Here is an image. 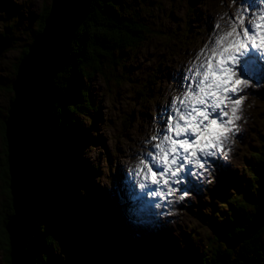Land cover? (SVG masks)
Segmentation results:
<instances>
[{
  "label": "rangeland",
  "instance_id": "374dc122",
  "mask_svg": "<svg viewBox=\"0 0 264 264\" xmlns=\"http://www.w3.org/2000/svg\"><path fill=\"white\" fill-rule=\"evenodd\" d=\"M122 1L132 12L141 13V18L151 31L137 48L124 51L109 81L100 74H96L91 80L82 79L84 86L91 93L96 108L89 111V121L81 122L92 141L82 142L79 163L81 169L90 174L89 186H92L93 190L100 187L104 191L105 208L113 217L108 216L103 205H99L103 211L102 221L113 234L110 235L112 245L117 242L120 235L126 236L129 243L125 245V249L124 245L119 246L123 251L119 252L120 256L127 257L128 254L133 255L135 252L139 260L146 262L154 255V249L162 248L164 239H168L171 235L181 239L182 232L187 234L193 231L192 234L199 243L195 246L198 250L213 236V226L210 221L212 212L206 214L203 208L209 207L206 202L207 196L213 193L211 189L216 182L214 177L219 170L227 168L229 163L232 169L237 170L239 174L242 173V166L246 164L250 166L252 161L256 160L253 155L263 148L264 85L258 87V90H263L261 93L252 91L249 87L241 94L245 96L242 118L236 122L239 131L233 136L232 143L227 146L231 148L227 158L219 154V163L213 160L210 175L205 173L202 177H195L183 184L188 192L183 200L176 199L174 194L170 207H159V211L152 210L153 215L145 216V218H157L155 215H159L160 212V217L166 225L161 221L157 224L149 221L137 226L132 225L124 212L129 211L126 213L128 217H132L134 212L130 211L129 203L122 200L126 184L134 183L132 162L135 161L137 165V161L141 160L146 152L151 151L152 145L146 142L150 137L163 131L162 114L166 112L173 98L180 96L184 90L180 87L181 69L190 68L197 53L210 41L212 28L207 22L208 13L217 8L219 11L226 7L235 10L237 4L240 6L247 2L246 0ZM51 2V0H0V34L13 38L12 46L0 56V119L7 115L9 102L14 94L12 87H9L16 75V65L24 49L33 40V31L38 27L39 15ZM236 12L237 9L227 10L230 17ZM216 17L218 19L215 20V25H221V29L217 30L228 31L224 20L229 22V19L220 17L219 14ZM260 79L264 83L263 76H260ZM145 90L148 91L147 94ZM245 110L247 114L243 115ZM82 117L79 116L78 119ZM4 149V140L0 132V156H3ZM3 167L0 164V169ZM126 171L127 176L124 175ZM222 173L226 175L225 170ZM3 179L4 181L0 179V221L5 218L6 210L10 209L7 203V178ZM237 179L240 181L245 179V181L239 185L236 183ZM248 180L247 174H242L239 178L228 176V181L230 183L233 181L232 185L241 186L243 189ZM228 190L232 195L237 193V191L231 192L234 190L232 186ZM222 195L221 192L220 201L224 199ZM100 196L103 198L101 194ZM72 199L86 218L83 223L75 221L70 227L71 230L56 219L51 225L49 224L61 244L57 247L59 250L54 251L55 264H112L101 254L103 247L99 249L101 244H104L103 235L99 230V216L91 211L90 194L80 189V192L73 194ZM214 203L217 205L216 202ZM216 208L218 209V205ZM165 212L167 214H164ZM137 221L140 223L141 220ZM147 229H150L149 232L144 233ZM3 231L1 223L0 264H8L6 250L10 248V244ZM176 243L179 245L178 253L184 252L183 257L185 256L187 261L189 251H185V248H189L191 241L185 243V239L176 240ZM139 251L141 252L138 253ZM133 261L137 262V260Z\"/></svg>",
  "mask_w": 264,
  "mask_h": 264
},
{
  "label": "trees",
  "instance_id": "16d2710c",
  "mask_svg": "<svg viewBox=\"0 0 264 264\" xmlns=\"http://www.w3.org/2000/svg\"><path fill=\"white\" fill-rule=\"evenodd\" d=\"M50 5L43 8L33 34L44 27ZM150 31L141 13L132 12L122 0H93L86 20L77 29L71 43L69 64L55 80L59 100L55 105L54 122L47 144L46 170L35 208V224L26 247V264H55L54 251L59 250L57 247L61 244L50 226L53 220L63 222L71 230L75 221L83 223L86 218L72 199L73 194L80 192V189L85 193L84 188L90 187V174L81 169L79 155L82 142L92 139L81 122L89 121V111L96 107L82 79L91 80L100 74L109 81L124 51L137 48ZM26 52L27 48L19 61ZM145 92L148 93L147 90ZM79 116H83L82 119L79 120ZM5 118L0 119V132L5 145L4 154L0 156V164L4 166L0 171V179L7 178V203L10 209L6 210L2 226L9 243L5 225L14 210L9 188ZM254 158L256 160L248 167L250 174L245 189L239 186L232 190V193L237 191L235 195L225 190L222 206L214 208L216 211L210 220L213 236L204 247L199 250L196 245L185 248V251H189L188 260L185 261L184 252L178 253V247L173 250L170 244L166 249L159 250L151 263L137 261L133 264H264V227L239 242L235 249L227 245L228 241L238 238L250 227L258 207L264 203V145L261 151L254 154ZM193 238L190 237V240ZM104 239L109 243L106 237ZM6 253V261L10 264V248ZM116 255L110 250L103 251V256L112 264H130V255L126 257V262Z\"/></svg>",
  "mask_w": 264,
  "mask_h": 264
},
{
  "label": "snow or ice",
  "instance_id": "6c2138e0",
  "mask_svg": "<svg viewBox=\"0 0 264 264\" xmlns=\"http://www.w3.org/2000/svg\"><path fill=\"white\" fill-rule=\"evenodd\" d=\"M259 5L256 10L255 5L238 6L229 17V30L215 33L197 53L182 94L162 114L163 131L146 142L152 149L135 172L144 181L139 187L150 189L149 195L168 200L179 191L174 186L188 177L210 175L218 154L227 158V146L242 118L245 96L240 93L251 86L253 77L264 74V0ZM215 27L221 29L220 24ZM152 185L157 187L151 189ZM187 195L185 191L175 198Z\"/></svg>",
  "mask_w": 264,
  "mask_h": 264
},
{
  "label": "water",
  "instance_id": "95a60500",
  "mask_svg": "<svg viewBox=\"0 0 264 264\" xmlns=\"http://www.w3.org/2000/svg\"><path fill=\"white\" fill-rule=\"evenodd\" d=\"M44 27L34 33L17 66L11 83L14 91L4 121L8 151L9 188L13 215L5 228L10 244V264H26V247L35 224V208L46 170L48 139L59 100L56 77L70 61L71 43L86 20L93 0H51ZM13 44V38L0 34V56ZM264 227V203L250 227L228 248L250 238Z\"/></svg>",
  "mask_w": 264,
  "mask_h": 264
},
{
  "label": "bare ground",
  "instance_id": "6f19581e",
  "mask_svg": "<svg viewBox=\"0 0 264 264\" xmlns=\"http://www.w3.org/2000/svg\"><path fill=\"white\" fill-rule=\"evenodd\" d=\"M40 28V27H39ZM144 156V155H143ZM144 158V157H143ZM140 161V160H139ZM139 161H137L138 162V164L137 165H135V161H133L132 162V164H133V166H134V170H133V177H134V183L132 182V183H130L129 184V187H132L134 184H135V182L137 183V182H140V183H144V181L142 180V177H139V176H136L135 175V172L138 170V165H139ZM130 191H132V189L131 188H128L127 189V194L130 192ZM126 194V197H128L129 196V198H130V205H129V208H131V210L130 211H135L136 210V212H134V214L132 215V217H128L127 215H125L126 216V218H127V220L132 224V225H134V226H137L139 223H138V219H139V216H140V214H144V211H142V210H140L138 207H137V205H136V202L135 201H133V197H132V195H130V194H128L127 195ZM109 209V208H108ZM152 210H154V209H152ZM152 210H151V212H152ZM114 213H116V211H114ZM117 214V213H116ZM154 214V212H152V215ZM159 216H161V214H159V215H155V217H159ZM160 220H162V218L160 219ZM145 231V230H144ZM141 251H139L138 253H140Z\"/></svg>",
  "mask_w": 264,
  "mask_h": 264
},
{
  "label": "flooded vegetation",
  "instance_id": "af4514ba",
  "mask_svg": "<svg viewBox=\"0 0 264 264\" xmlns=\"http://www.w3.org/2000/svg\"><path fill=\"white\" fill-rule=\"evenodd\" d=\"M0 171H1V169H0ZM2 180L4 181V179L2 178ZM8 198V197H7ZM3 221V220H2ZM2 221H0V224L2 223Z\"/></svg>",
  "mask_w": 264,
  "mask_h": 264
}]
</instances>
